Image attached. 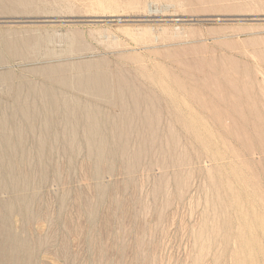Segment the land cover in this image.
Segmentation results:
<instances>
[{"label":"rangeland","instance_id":"1","mask_svg":"<svg viewBox=\"0 0 264 264\" xmlns=\"http://www.w3.org/2000/svg\"><path fill=\"white\" fill-rule=\"evenodd\" d=\"M1 32L49 41L0 36V109L66 64L129 87L0 127V264H264V0H0Z\"/></svg>","mask_w":264,"mask_h":264},{"label":"bare ground","instance_id":"2","mask_svg":"<svg viewBox=\"0 0 264 264\" xmlns=\"http://www.w3.org/2000/svg\"><path fill=\"white\" fill-rule=\"evenodd\" d=\"M147 34L148 33L144 31L140 36H138L136 41L143 39ZM0 36L2 37L3 46L12 56H21L23 58H27L37 51L42 50L43 42L49 41L48 39L36 40L29 38L10 39L5 33L2 32L0 33ZM79 36V34L76 36L73 35L70 38L71 42H76L78 45H80V43L82 44V40ZM46 55L50 56L51 54L47 52ZM2 60L3 55L0 54V62H2ZM99 68L100 66H98V64L94 65L92 63H85L82 65L66 64L45 69L43 71V77L53 85H58L64 88V90L56 91L54 88H47L45 86H39L37 88L36 84H29V87H33L35 90L38 89L40 91L39 96L42 98V103H40V105L44 107L45 113V116L42 118L38 115V113H40L39 111L41 110L33 109L35 107H31V104L28 106V103L25 102L26 100L24 101V99H22L20 96L23 90V84L19 83L17 87L19 95L14 104L15 106H19V109H0V127L3 128L10 121H17L18 117L16 116L18 114L21 119L26 122L32 121V119L38 115L43 124H48L51 120L50 116H54L56 114L60 115L61 113L63 116V118L61 117L62 121L69 122L71 121V117H73V110H78L82 113L85 123L88 127L96 125L98 119L97 116L91 111V108L88 105H83L80 101L69 95L68 90L76 89L92 96H104L110 92V89L119 88V91H122L123 88L121 87H123V85L129 87L128 83H124L123 81H119L118 87L110 85L107 81L106 74L103 73V71ZM15 78H18V80L21 79V77L14 76L10 73L0 74V82H8ZM1 105L2 103L0 101V106Z\"/></svg>","mask_w":264,"mask_h":264}]
</instances>
